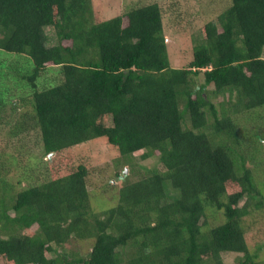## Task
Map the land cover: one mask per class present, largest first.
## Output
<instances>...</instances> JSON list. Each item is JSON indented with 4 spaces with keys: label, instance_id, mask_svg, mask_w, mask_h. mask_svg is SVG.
Returning a JSON list of instances; mask_svg holds the SVG:
<instances>
[{
    "label": "trees",
    "instance_id": "trees-1",
    "mask_svg": "<svg viewBox=\"0 0 264 264\" xmlns=\"http://www.w3.org/2000/svg\"><path fill=\"white\" fill-rule=\"evenodd\" d=\"M100 1L0 0V128L12 127L0 129L4 264H225L227 252L260 264L243 221L264 208V0H228L183 67L171 64L159 2L106 19ZM103 139L122 160L97 209L77 151ZM138 155L160 166L136 171ZM211 211L224 219L210 226ZM80 240L91 248H66Z\"/></svg>",
    "mask_w": 264,
    "mask_h": 264
},
{
    "label": "rangeland",
    "instance_id": "rangeland-1",
    "mask_svg": "<svg viewBox=\"0 0 264 264\" xmlns=\"http://www.w3.org/2000/svg\"><path fill=\"white\" fill-rule=\"evenodd\" d=\"M159 2L163 11V21H164V31L168 43V53L172 66L183 67L187 65L192 60V49L194 45V40L202 35V28L204 25L215 19L218 14L228 5V0H101L100 6L97 8L99 17L110 18L121 13L126 12L137 5H144L146 3ZM44 39L47 45H54L56 43V37L54 36V30L52 26H47L44 32ZM264 56V55H263ZM55 70H47L44 74L45 76L41 78L44 84L49 82V80H54L56 77V67ZM9 82V81H8ZM220 100V99H219ZM9 104V103H8ZM9 109H11L9 107ZM19 108H16L18 110ZM263 114V113H262ZM238 117H244L242 122L243 125H248L250 122L247 120L248 114H240ZM17 118L16 112H12L7 116L8 120H13ZM264 118V117H263ZM258 124L263 133L260 136V140L264 142V120L258 119ZM2 131H6L7 135L9 132L11 134L10 125L4 124ZM6 127V128H5ZM0 128V129H1ZM8 137L0 139L1 143H6ZM30 137L32 140L29 144L30 147H34L36 153H40L39 143L35 142V138ZM11 143V142H10ZM10 143L7 144L6 149L15 150V148L9 147ZM18 144V143H15ZM12 146H15L12 144ZM2 145L0 146L1 150ZM77 159H83L89 166L90 175L88 186L91 193L92 202L94 206L99 209L100 202L99 197L108 189L109 184L112 182L116 183V161L122 160L121 154L115 148L110 149V147L105 143V140L91 141L86 144L83 149L77 151ZM256 159L258 164V179L260 177L263 179L262 170L264 169V145L258 146V150L255 151ZM47 158L41 157L39 159L43 167L47 166ZM135 159V158H134ZM137 165L135 170H141L146 168H153L160 166L159 159L157 156H152L147 159H143L141 155L136 157ZM124 161V160H123ZM125 162V161H124ZM124 164V168H118L119 171L125 174H129L132 170L129 169V165ZM247 165L253 166L252 159H247ZM21 175V174H20ZM8 180L17 185L18 188L26 186L27 184L33 183L28 182L25 178L18 179L19 177L9 175ZM2 186L0 185V194ZM109 191V192H110ZM250 198H244L241 204L249 203ZM211 216L208 217V224L213 226L224 219L223 213H216L211 211ZM246 233L245 237L249 246V251L251 254H257L255 259L260 264H264V208L252 212L250 215L246 216L243 221ZM83 246H82V245ZM73 247L76 252L82 251L84 248H91L90 240H80L77 244L68 243L66 248ZM244 253L237 252H227L223 253V258L225 264H240L239 259L243 257ZM240 257V258H239ZM0 264H4L2 258L0 257Z\"/></svg>",
    "mask_w": 264,
    "mask_h": 264
}]
</instances>
